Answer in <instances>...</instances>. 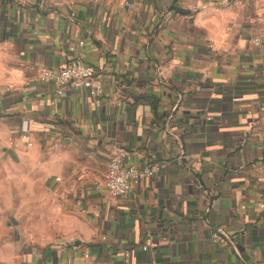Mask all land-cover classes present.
Returning <instances> with one entry per match:
<instances>
[{"label": "crops", "instance_id": "1", "mask_svg": "<svg viewBox=\"0 0 264 264\" xmlns=\"http://www.w3.org/2000/svg\"><path fill=\"white\" fill-rule=\"evenodd\" d=\"M79 57L100 104L26 83ZM26 140L69 222L6 264H264V0H0V144ZM121 148L162 166L113 196Z\"/></svg>", "mask_w": 264, "mask_h": 264}, {"label": "rangeland", "instance_id": "2", "mask_svg": "<svg viewBox=\"0 0 264 264\" xmlns=\"http://www.w3.org/2000/svg\"><path fill=\"white\" fill-rule=\"evenodd\" d=\"M27 140L22 153L0 144V264L28 246H42L61 238L68 215L57 192L56 175L48 162L55 160L50 148L30 150ZM54 151H57L55 148Z\"/></svg>", "mask_w": 264, "mask_h": 264}, {"label": "built area", "instance_id": "3", "mask_svg": "<svg viewBox=\"0 0 264 264\" xmlns=\"http://www.w3.org/2000/svg\"><path fill=\"white\" fill-rule=\"evenodd\" d=\"M260 38L256 36L255 41ZM43 82L54 83L59 94H63L69 87L86 88L97 104L101 103V96L104 90L103 80L98 74L95 66L82 58H74L63 68H55L46 64H39L34 74L27 78L26 83ZM28 127L23 128V138L28 137ZM32 145V141H28ZM130 158L128 149H118L113 152L107 163V174L105 185L113 196L128 195L136 184L144 178L154 177L161 170V163L158 160L150 161L144 165L127 164ZM222 235L229 238V234L218 227L214 236L219 238ZM148 249V245H143Z\"/></svg>", "mask_w": 264, "mask_h": 264}]
</instances>
